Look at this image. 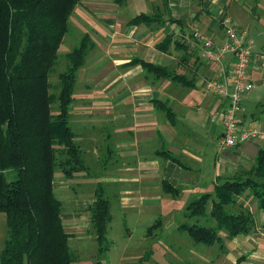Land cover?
<instances>
[{"label":"crops","instance_id":"0c3cea01","mask_svg":"<svg viewBox=\"0 0 264 264\" xmlns=\"http://www.w3.org/2000/svg\"><path fill=\"white\" fill-rule=\"evenodd\" d=\"M128 1L122 4L113 0H100L99 3L83 1L88 13L99 10V24L92 25L100 33L94 46L98 47V61L102 62L101 79L97 84L105 89V96L108 97L106 101L115 105V111L101 112L99 116L95 111L76 112L75 117L82 124V132L75 133L77 140H84L89 146L86 149L82 147L86 152L95 156L98 151L95 160H99L103 152L109 157L113 155L115 163H112V169L94 177H98L106 186L110 184L116 198L115 211L124 217L129 214L135 226L144 221L146 216L149 219L145 221L150 222L157 215V218L161 216L164 220L165 217L167 221L175 212L185 215L187 205L201 193L212 191L219 176H232L240 168H249L254 162L257 151L264 147V47L254 49L252 46L247 78L253 86L244 94L239 112L242 121L258 127L260 133L231 146L220 145L219 137L223 130L221 100L204 86L205 80L213 75L215 65L200 58L189 45L185 50L184 47L170 44L163 51L156 44L168 32H173L174 36L180 35L189 44V39L182 37L180 32L188 20L206 25L210 34L219 36L224 16L232 19L233 16L244 17L256 3L254 0H146L142 5L135 4L137 9L131 15L122 8ZM140 11L155 13L164 19L163 24L130 23V18ZM209 22L217 26L210 27ZM134 57L163 64L173 72L183 74L188 84L170 77L148 78L140 63H130ZM155 98L163 100L171 108V119L157 108ZM109 124L115 125V130H110L115 135V142L113 147L105 146L102 152V146L100 151L96 147V130L104 129ZM162 148L167 149L171 157L165 156L160 151ZM172 156L177 160L172 159ZM163 179L179 187L177 194L172 195L163 190ZM92 199L93 196L67 199L66 208L69 212H62L61 217L64 229L69 234L68 240L88 237L85 233L88 224L90 227V213L88 210L82 211V208ZM168 200L170 202L166 205ZM238 203L247 206L253 213L254 225L248 233L231 237L220 231L223 249L217 255L219 264H236L237 261L239 264H264V209L258 206L257 198L249 190L238 195ZM179 222H174L177 229ZM156 224L160 228V218L149 225L144 224L147 225L146 233L140 235L143 241L144 237L146 242L150 237H159L156 235L157 229L150 233L151 225L156 227ZM129 230L125 228V236H122L131 240L133 236ZM89 236L95 239L94 233ZM124 244L128 246L129 243L125 241ZM210 246L217 249L220 243L215 242ZM88 259V264L101 260L92 256H88ZM72 264H83V261Z\"/></svg>","mask_w":264,"mask_h":264},{"label":"trees","instance_id":"16d2710c","mask_svg":"<svg viewBox=\"0 0 264 264\" xmlns=\"http://www.w3.org/2000/svg\"><path fill=\"white\" fill-rule=\"evenodd\" d=\"M79 1L0 0V211L6 214L7 225L0 264L74 261L61 217L62 201L54 191V172L61 171L71 180L78 171H90L85 151L69 124L77 72L93 44L88 32L65 52L67 63L58 73L57 94L50 91L49 74L69 28L70 14ZM129 22L147 25L155 22L156 26L163 24L164 19L140 11ZM170 44L185 50L190 46L197 52L173 32H168L156 46L166 51ZM130 63H140L148 78L186 81L183 74L163 64L141 57L130 59ZM55 102L57 110L53 112ZM154 102L171 119V108L161 99L155 98ZM160 151L171 157L167 149ZM172 159L177 160L173 156ZM161 184L172 195L179 190L165 179ZM106 189V183L97 180L93 199L86 206L99 253L108 251L112 244L107 236L111 202ZM246 190L264 209V147L257 151L249 168L242 167L232 176H219L212 191L201 193L189 203L186 219L178 223V229L195 243L207 246L223 242L220 231L227 237L248 233L254 225L253 213L247 206L237 204L238 195ZM94 264L104 263L98 259Z\"/></svg>","mask_w":264,"mask_h":264},{"label":"rangeland","instance_id":"374dc122","mask_svg":"<svg viewBox=\"0 0 264 264\" xmlns=\"http://www.w3.org/2000/svg\"><path fill=\"white\" fill-rule=\"evenodd\" d=\"M83 1L84 0L79 1L70 14L69 28L64 34L58 47V59L49 74L50 91L57 94L60 86L58 73L65 69L67 63L64 54L78 43L84 32L88 31L92 36H90V40L93 42L92 49L90 48L91 50L89 49L90 51L85 55L84 64L77 74L74 98L71 107V116L74 118L69 120V124L76 133H79L78 131L82 132V124L80 123V120L75 117L76 112L95 111L99 116L101 115L99 114L101 112L105 114L115 111V105L106 101L108 97L105 96L107 94L105 89L97 84L101 79L102 62L98 61L99 57L97 55L99 54V49L94 46L97 42V37L99 39L98 34L100 33L99 30L92 27V25L99 24V10L94 9L95 11L93 10V12L88 13L83 6ZM99 1L100 0H93L94 3H99ZM144 2H146V0H129L126 5H122V8L126 10L127 14L132 15L137 9V7H134L135 4L142 5ZM254 2L256 3V6L254 8L250 7L249 9L247 7L249 12L247 11L244 17L233 16V20L240 27L247 29L252 38V46L254 49H263L264 0H254ZM228 14L230 13L228 12ZM192 23L193 20H188L189 25ZM188 24H185V26L183 25L180 29V32L183 34L182 37L186 36L187 38H190L191 27H188ZM195 24L199 25L202 29H206L205 31L209 33L210 30L206 28V25H203L202 23L200 24L199 22H195ZM209 24L210 27L216 25V23L212 22H209ZM175 36L179 37L180 35L175 34ZM189 44L193 46L192 43ZM56 110L57 102L52 104V111L55 112ZM111 127L113 126L109 124V126H105L104 129L98 128L96 130L98 138L95 142L99 151L101 146L103 148L102 152L104 151L105 146L113 147L115 135L111 134L110 130H115V125L112 129H109ZM78 142H80L81 147H84L85 149L86 146L87 148L89 147L84 140L78 139ZM85 149L83 150L85 151L86 163L90 170L89 172L78 171L76 176L71 180L62 175L61 171L58 172V170H56L54 172V180L57 177H60L56 179L57 181L55 180L56 187L54 188V191L64 204V206L62 204V212L64 213L69 212V209L66 208L68 204L66 202L69 197H73V199L82 196L92 197L96 181L100 174L108 173L104 171L112 169L111 165L113 162L115 163L113 155L109 157L106 152H103L99 156V160H95V158H97L96 156H98V151L95 152V156H92L89 152H86ZM64 178L67 182L64 181ZM58 179L60 180L58 181ZM62 186H64V189ZM109 186L110 184L106 186V192L111 202L112 218L108 223L107 236L112 240L113 244L108 251L106 250L103 253L97 252V243L95 239L93 240L89 236L90 234H93V232L91 233V226L89 227L88 224V231L85 233L88 237L77 239L75 241H72L71 239L68 240V244L74 254L73 263L83 261V264H88V256H92L101 258L104 264H165L185 261L192 262L193 264H219L217 255L218 252L223 249L222 244L216 249L214 246L195 243L185 232H180L175 227L174 222L185 220L186 215L181 212H175L170 215L169 221H167L165 217L164 220L161 219V216L157 218V215L156 217H152L151 220H149L150 222L145 221L149 219V216H146L144 221L139 222L134 226L133 219L130 218L129 214H126L124 217L115 211L116 198L113 195V188H110ZM166 202L167 205L170 201L168 200ZM82 209V211L87 210L86 206ZM159 218L161 220L160 228L157 227L159 224H156V227L153 225L150 231L152 234L157 229L156 235L159 237L156 239L150 237L151 239H148V242L145 241L146 238L144 237L143 241V238L142 236L140 237V235L146 233L144 231L147 225L144 224L149 225ZM163 224H165L164 227ZM6 227V214L3 211H0V250L6 237ZM125 228L130 229L129 233H132L133 239L128 240L127 238H124L125 233L123 230H125ZM125 241L129 243L128 246L124 244ZM123 248H125V251H122Z\"/></svg>","mask_w":264,"mask_h":264},{"label":"built area","instance_id":"2783aa9c","mask_svg":"<svg viewBox=\"0 0 264 264\" xmlns=\"http://www.w3.org/2000/svg\"><path fill=\"white\" fill-rule=\"evenodd\" d=\"M188 27H191L188 39L199 57L215 65L213 75L205 80L204 86L221 100L223 130L219 144L231 146L254 138L260 133L259 128L245 124L239 115L244 94L253 86L247 78L253 43L247 29L230 16L222 18L219 36H213L195 22Z\"/></svg>","mask_w":264,"mask_h":264}]
</instances>
